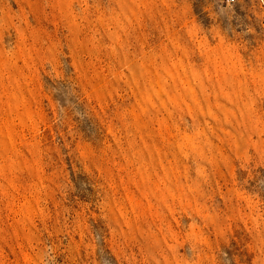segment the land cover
Returning <instances> with one entry per match:
<instances>
[{"label": "rangeland", "instance_id": "374dc122", "mask_svg": "<svg viewBox=\"0 0 264 264\" xmlns=\"http://www.w3.org/2000/svg\"><path fill=\"white\" fill-rule=\"evenodd\" d=\"M0 264H264V0H0Z\"/></svg>", "mask_w": 264, "mask_h": 264}, {"label": "built area", "instance_id": "2783aa9c", "mask_svg": "<svg viewBox=\"0 0 264 264\" xmlns=\"http://www.w3.org/2000/svg\"><path fill=\"white\" fill-rule=\"evenodd\" d=\"M235 0H223V2H225L226 4H232L234 3Z\"/></svg>", "mask_w": 264, "mask_h": 264}]
</instances>
